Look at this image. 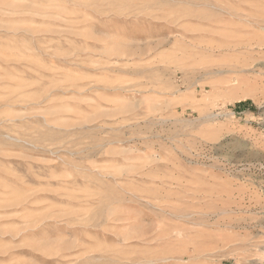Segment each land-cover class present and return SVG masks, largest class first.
Masks as SVG:
<instances>
[{
	"label": "rangeland",
	"instance_id": "rangeland-1",
	"mask_svg": "<svg viewBox=\"0 0 264 264\" xmlns=\"http://www.w3.org/2000/svg\"><path fill=\"white\" fill-rule=\"evenodd\" d=\"M0 264H264V0H0Z\"/></svg>",
	"mask_w": 264,
	"mask_h": 264
}]
</instances>
